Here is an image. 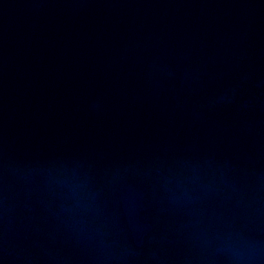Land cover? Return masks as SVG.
<instances>
[{
	"label": "water",
	"instance_id": "water-1",
	"mask_svg": "<svg viewBox=\"0 0 264 264\" xmlns=\"http://www.w3.org/2000/svg\"><path fill=\"white\" fill-rule=\"evenodd\" d=\"M0 264H264V0H0Z\"/></svg>",
	"mask_w": 264,
	"mask_h": 264
}]
</instances>
